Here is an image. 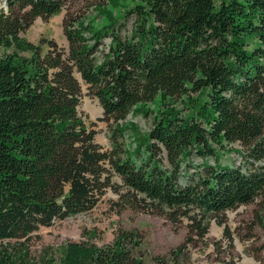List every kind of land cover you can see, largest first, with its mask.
Instances as JSON below:
<instances>
[{
    "label": "trees",
    "instance_id": "obj_1",
    "mask_svg": "<svg viewBox=\"0 0 264 264\" xmlns=\"http://www.w3.org/2000/svg\"><path fill=\"white\" fill-rule=\"evenodd\" d=\"M73 1L0 0V264H144L127 232L30 259L34 233L92 211L108 190L121 210L186 224L188 243L264 198V0H132L119 19L107 9L121 0H102L99 30L69 10L67 48L23 37ZM85 91L103 109L108 149L79 112ZM203 93L188 116L173 105ZM132 113L152 119L134 149ZM233 146L241 163L221 164Z\"/></svg>",
    "mask_w": 264,
    "mask_h": 264
},
{
    "label": "rangeland",
    "instance_id": "obj_2",
    "mask_svg": "<svg viewBox=\"0 0 264 264\" xmlns=\"http://www.w3.org/2000/svg\"><path fill=\"white\" fill-rule=\"evenodd\" d=\"M101 1H73L68 5V9L54 17L36 19L23 37L35 44L42 38L51 39L60 47L67 48L64 19L69 10L75 15H81L84 22L99 30L109 23L105 16L96 12V6H92ZM134 5L132 0H121L122 8L109 6L107 10H111L119 19L125 9H131ZM205 99V93L193 94L174 102L173 105L183 115L188 116L192 113L191 101L203 103ZM161 108L159 103L149 107L153 112ZM79 112L89 124H93L92 129L97 133L96 143L108 149L109 129L106 123L99 121L103 117V109L98 100L86 95L85 91ZM126 122L136 126V131L128 135L129 145L134 149L137 141L144 144L152 126V119L132 113ZM236 148L238 146L229 147L220 153L221 164L241 163V158L232 151ZM196 163L201 161L197 160ZM115 182L121 184L119 178H115ZM118 200L119 195L113 190H108L92 211L57 222L52 227L41 228L26 245L30 259L34 262L59 259L61 250L68 242H89L103 247L114 243L121 232H127L137 233L139 246L135 250L144 264H158L159 260H164L166 264H264V198L257 199L251 205L227 211L213 219L208 235L192 243L186 241V224L175 227L163 217L129 209L121 210L116 205ZM183 245L180 258L177 259L176 251ZM9 247H17V243L13 241Z\"/></svg>",
    "mask_w": 264,
    "mask_h": 264
}]
</instances>
